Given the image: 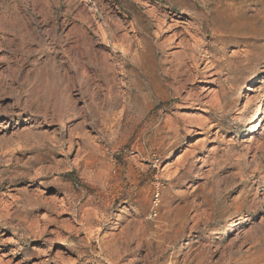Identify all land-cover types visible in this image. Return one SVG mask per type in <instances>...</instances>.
Returning <instances> with one entry per match:
<instances>
[{"label": "rangeland", "instance_id": "374dc122", "mask_svg": "<svg viewBox=\"0 0 264 264\" xmlns=\"http://www.w3.org/2000/svg\"><path fill=\"white\" fill-rule=\"evenodd\" d=\"M263 129L264 0H0V264H264Z\"/></svg>", "mask_w": 264, "mask_h": 264}, {"label": "bare ground", "instance_id": "6f19581e", "mask_svg": "<svg viewBox=\"0 0 264 264\" xmlns=\"http://www.w3.org/2000/svg\"><path fill=\"white\" fill-rule=\"evenodd\" d=\"M245 11V10H244ZM251 12V11H250ZM164 17V16H163ZM168 18V17H167ZM254 20V19H253ZM256 20V19H255ZM165 22V21H164ZM256 22V21H255ZM258 22V21H257ZM254 24V23H253ZM248 90H250V91H252L251 89H248ZM251 101V100H250ZM247 103V102H246ZM260 106V105H259ZM258 107V106H257ZM262 107V106H261ZM261 107H258V108H256L255 109V113L253 112V116H252V121H257L258 120V118H257V115H259V111H260V108ZM256 127L257 126H252L251 128H250V131H251V133H253L254 131H255V129H256ZM262 132H264V129L262 130Z\"/></svg>", "mask_w": 264, "mask_h": 264}]
</instances>
